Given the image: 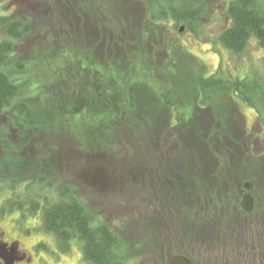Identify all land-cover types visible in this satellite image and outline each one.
Here are the masks:
<instances>
[{
    "label": "trees",
    "instance_id": "16d2710c",
    "mask_svg": "<svg viewBox=\"0 0 264 264\" xmlns=\"http://www.w3.org/2000/svg\"><path fill=\"white\" fill-rule=\"evenodd\" d=\"M35 1L51 5L55 14H62V22L76 25L81 36L86 33L82 22L87 21L89 26L84 36L89 40L95 30L99 32L107 52L99 54L101 47L96 48L91 42L88 44L87 39L78 44L73 42L74 45L65 41L59 53L40 62L41 66L38 65L37 71L33 72L36 59L12 62L15 42L30 34L31 21L1 15L0 148L7 153L18 154L25 146L33 145L31 138L40 139L38 135L42 128L35 118L36 108L32 102L43 92L46 84L56 85L57 100L59 93H63L60 86H64V83L59 81L61 74L65 72L66 80L74 76L77 78V84L73 85L75 93H71L69 98L67 94L64 95L67 100L63 104L58 102L59 111L53 121L60 119L57 125L61 124L70 139L76 140L80 147L83 143L88 144L90 150L99 144L102 146L92 137V131L102 127L108 135L114 132L115 135H121V138L126 134L135 139L138 145L143 146L135 154L140 157L163 154L182 158L176 160L178 164L182 161L183 165L160 169L165 174L167 171L175 172L173 178H166L174 184L170 193L167 194L168 185H162L163 191L160 188L155 191L149 185L151 181H159L160 176L151 179L141 175L131 182L130 197L133 201L137 199L148 202V210L144 211L147 226L150 229L159 227L158 233L162 238L160 245L167 254L165 256L192 254L194 249L191 247L195 246L197 240L201 238V245L205 244L203 241L208 242L205 238L207 234L212 232L216 235L219 227L217 223L222 222V216L231 211L221 200L222 195L218 191L217 197L212 200V179L205 177V174L212 173V160L208 159L209 156L212 159V154H235L233 150L239 143L235 128L240 122L236 120L238 110L235 108L223 114L218 109L214 110L218 106L207 101L206 96L200 100L198 89L202 94L204 90L224 85L217 78L201 77L198 60L181 47V51L170 50L176 45L168 43L162 31L155 29L159 23L174 21V28L178 22H183L187 30L193 31L192 21L199 16V6L181 7L177 5V0H133L134 4L132 0ZM134 5L141 7V13L135 9L131 11ZM137 11L140 19L136 17L138 22L134 25L131 24V15ZM226 14L231 24L221 32L219 42L227 51L233 55L241 54L251 37L257 40L264 51V8L258 5L257 0H231ZM108 19L112 20L113 27L107 25ZM72 51L84 60L86 57L87 64L84 61L70 62ZM56 60H61V69L53 66ZM93 60L98 66L90 64ZM183 68L185 70L182 73ZM186 75L192 87H178V83L187 82ZM85 79H88V87L84 85ZM239 93L242 101L251 103L250 95ZM205 104L209 106L208 109H202ZM80 108H87L91 113H106V119L96 121L92 116L88 125L84 126V119H72ZM165 110L172 114V120L165 117ZM217 120L223 124H227L228 120L230 125L218 130L221 136L218 135L217 143L213 144L212 127L214 130ZM156 132L164 134L161 139ZM14 135L16 140L19 139L16 143ZM167 136L175 142L173 145L166 144ZM53 149L58 150V145ZM129 157L127 161L135 165L138 163ZM196 157L210 161L207 164L210 167L198 168L201 171L198 175L194 174ZM23 163V159L0 160V182L8 185L10 190L23 184L18 176ZM237 164L240 168L244 166L242 161ZM6 166L12 173L4 174L3 171L8 168ZM252 166L255 171L264 170L262 161ZM39 180L44 183L41 177ZM57 193L58 199L55 201L48 202L44 198L41 224L43 232L54 236L57 248L67 252L70 240L78 238L82 242V260L85 264H127L130 253L123 246L120 232L104 223H94L93 213L71 193L69 186H63ZM30 203L34 213L39 204L34 201ZM21 205L17 199H8L3 202L1 211ZM180 233L184 234L183 240L180 239ZM184 243L188 245L187 248ZM213 243L220 247L224 244L223 241ZM168 260L164 259L163 264H167Z\"/></svg>",
    "mask_w": 264,
    "mask_h": 264
},
{
    "label": "rangeland",
    "instance_id": "374dc122",
    "mask_svg": "<svg viewBox=\"0 0 264 264\" xmlns=\"http://www.w3.org/2000/svg\"><path fill=\"white\" fill-rule=\"evenodd\" d=\"M229 1L231 0H177V5L181 7L199 6V16L192 21L193 31L187 30L183 22H178L177 27L174 28V21L159 23L155 29L162 31L168 43L176 45L170 50H186L198 60L201 77H211V79L214 77L221 81L224 87L207 89L202 94L198 89L200 100L201 97L206 96L207 101L217 106L215 101L217 93L233 96L236 99L233 105L241 114L240 120L246 127L252 125L250 132L261 134L255 147L260 148L259 141L264 145L262 139L264 136V51L253 37L247 40L245 49L239 55L231 54L221 45L219 35L231 24L226 14ZM257 3L264 8V0H257ZM134 9L139 10L140 13L142 11L137 5L132 6L131 11ZM1 15L11 16L13 19L26 18L31 21L30 34L15 42L12 62L36 59V64L33 70L31 69L33 72L37 71L38 65L41 66L40 62L47 61L59 53L61 44L65 41L68 44L73 42L78 44L87 39L84 36L89 26L87 21L82 22L83 31L86 32L82 34L83 37L77 32L76 25L62 22L60 20L62 14H55L51 10V5L38 3L35 0H1ZM131 17V24L134 25L138 22L136 17L140 19L138 11ZM106 23L114 26L111 19H108ZM180 27H183L182 32H178ZM102 37L95 30L86 41L88 44L91 42L96 48L101 47L99 54L101 52L106 54L107 51L104 50L106 47L101 41ZM71 53L70 62H87L85 56L84 60L75 52ZM90 64L98 66L95 60ZM53 66L61 69L63 64L61 60H56ZM175 68L178 71L177 65ZM184 70L185 68L182 73ZM61 75L59 81L64 83V86H60L63 93H59L57 100H55V92L58 90L56 85L46 84L42 89L43 92L38 94L37 99L32 102L33 107L36 108L35 118L42 128L38 135L40 139L31 138L33 145L25 146L18 154L14 152L10 154L0 148V160H24L22 169L18 172L23 184L10 190L8 185L0 182V232H3L0 234L1 238H4V243L18 242V254L21 253L23 258L17 264H85L82 260V242L78 238H72L68 251L61 252L56 246L54 236L43 232L41 227L44 198L48 202L55 201L58 190L63 186H69L71 193L93 213L94 223H104L114 231L120 232L124 240L123 246L130 253L127 264H163V260L168 256H165L167 254L160 245L162 238L158 233L159 227L150 229L147 226L144 211L148 210V204H146L148 202L137 199L133 201L128 185L119 184L120 178L128 174L126 170L130 167V165L126 166L125 160L131 156L139 162L140 156L135 154L139 153L143 146L138 145L135 139L129 138L126 134H123V138L117 133L115 135L114 132L108 135L104 133L106 129L102 127L92 131L93 139L102 144V146L97 145L93 150L88 148V144L83 143L80 147L76 140L70 139L66 130L61 128V124L57 125L60 119L53 120L59 111L58 102L63 104L67 100L66 94L67 97L73 94V85L77 84V78L69 76L66 80L65 72ZM186 79L187 82L178 83L180 85L178 87H185V85H188V88L192 87L187 75ZM88 83V79H85L86 87ZM239 91L250 95L251 103L242 101ZM178 96L180 94L176 97ZM164 112L165 117L172 120V114L166 110ZM106 115L103 112L91 113L87 108H80L72 119L77 121L82 118L84 126H87L92 116L97 121L106 119ZM66 119L69 120L68 117ZM71 131L70 129L72 134ZM162 131L165 132V130ZM56 132L58 133L55 135ZM173 143L175 142L168 137L166 144L173 145ZM57 145L58 150H51ZM142 153L145 154L143 151ZM9 170V167L5 169L4 174L12 173V170ZM39 177L44 180V183L40 182ZM130 181L132 182L133 179L130 178ZM31 182L34 184H30ZM8 199H17L22 205L1 211L3 202ZM32 201L39 204V208L34 213L30 209ZM153 207L155 209L154 204ZM163 236L167 237L165 234ZM195 261L197 262L198 259ZM201 263L200 260L197 264Z\"/></svg>",
    "mask_w": 264,
    "mask_h": 264
},
{
    "label": "flooded vegetation",
    "instance_id": "af4514ba",
    "mask_svg": "<svg viewBox=\"0 0 264 264\" xmlns=\"http://www.w3.org/2000/svg\"><path fill=\"white\" fill-rule=\"evenodd\" d=\"M223 95L230 98V103H226L227 99ZM235 100L233 96L226 93H217L215 101L218 107H215L214 110L218 109L224 114L228 110H231V108L236 109L233 105ZM208 108L209 106L202 107V109ZM235 116L236 120L240 121L235 128V135L239 139V143L236 144L233 150L235 154H212V159L210 156L208 157L209 160H212V173H206V171V174L204 173L205 177L212 179V200L214 197H217L218 191L222 195L221 200L231 211L222 216V222L217 223L220 228L218 227L216 235L210 232L205 237L207 240L212 241L211 243L203 241L205 244L201 245L200 238L194 244L195 246L191 247V249H194V251H191L192 254H174L188 258L191 264L200 263V260L201 264H264V170L255 171L252 166V164H258L259 161L264 162V145L259 141L260 148H255L261 134L250 132L252 125L249 127L245 126L244 122L240 120L241 114L239 111L238 115L236 113ZM226 123L230 125L228 120ZM227 124H223L218 120L214 123V130L212 127L213 144L218 141V135H220L218 130L222 126L228 127ZM262 139L264 141V136ZM176 159L182 158L163 156V154L141 156L140 161L136 165L130 163L131 161L129 162L127 159L125 160L126 166L131 165L129 168L126 167L128 169L125 170L128 174H124L123 178H120L119 184L128 185L130 189V178L134 179L135 177L146 175L153 179L160 176L159 181H151L149 185L153 186V190L155 191L159 188L163 191L162 185H168V194L172 191V185L174 184L172 180H167L166 178H173L175 172L172 171L170 173L167 171V174H165L160 169L167 170L170 167L173 169L175 166L183 165L182 161H179L178 164ZM196 159L194 161V168L196 170L194 174L198 175L201 173L198 168L200 166L210 167V165L207 166L210 161H205L198 157ZM241 161L244 162V166L240 168L237 163H241ZM248 165L250 170H248ZM245 195H248L250 198L246 205L249 208L248 210L244 209L241 205L242 198ZM0 234H3V232H0ZM1 236L0 255L7 258L8 253L12 251L10 257L16 261L14 264H17L23 258L21 253H19L20 255L18 254V242L7 241V243H4V238H1ZM198 237H200V234H198ZM180 239H184L183 233H180ZM218 241H223L222 247L213 243ZM174 255L168 256V259L170 260ZM195 259H198V261L196 262ZM169 260L167 264H169ZM0 264H4L1 258Z\"/></svg>",
    "mask_w": 264,
    "mask_h": 264
},
{
    "label": "water",
    "instance_id": "95a60500",
    "mask_svg": "<svg viewBox=\"0 0 264 264\" xmlns=\"http://www.w3.org/2000/svg\"><path fill=\"white\" fill-rule=\"evenodd\" d=\"M183 30V27L179 28V32ZM224 96V95H223ZM224 98L227 99L226 103H230V98L224 96ZM249 196L245 195L242 198L241 205L244 207V209L248 210L249 208L246 207L248 201H249ZM12 255V251L8 253V257L4 258L0 255V258L3 260L4 264H14L16 261L12 259L10 256ZM169 264H191L190 260L182 255H174L170 258Z\"/></svg>",
    "mask_w": 264,
    "mask_h": 264
}]
</instances>
